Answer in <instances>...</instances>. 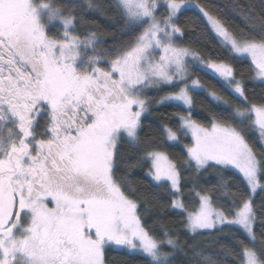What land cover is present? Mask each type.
I'll use <instances>...</instances> for the list:
<instances>
[{
  "label": "snow or ice",
  "instance_id": "1",
  "mask_svg": "<svg viewBox=\"0 0 264 264\" xmlns=\"http://www.w3.org/2000/svg\"><path fill=\"white\" fill-rule=\"evenodd\" d=\"M88 12L126 38L109 44L87 30ZM153 103L180 110L146 126ZM137 168L179 217L175 231L141 215ZM209 170L215 182L202 185ZM258 191L264 12L197 0H0V264H106L108 250L144 264H176L178 252L180 264H227L196 239L225 228L248 238L221 245L232 264H264Z\"/></svg>",
  "mask_w": 264,
  "mask_h": 264
},
{
  "label": "trees",
  "instance_id": "2",
  "mask_svg": "<svg viewBox=\"0 0 264 264\" xmlns=\"http://www.w3.org/2000/svg\"><path fill=\"white\" fill-rule=\"evenodd\" d=\"M82 2V0H81ZM104 3L110 2V0H103ZM198 3H204L209 6L213 7H219L223 8L225 6L230 7L233 3H250L254 6V10L256 13L264 12V0H197ZM111 14L109 13L108 16ZM86 19L90 23L95 24V28L93 29H87L89 31H97L103 39L107 41V43H111L113 39H123L126 37H122L120 33L116 30L115 21L112 19H109L105 15H101L97 12H88L86 13ZM183 20V18H182ZM239 22V21H237ZM52 30H55L54 28ZM115 32V36L111 35ZM195 47V45H193ZM203 82L208 83L209 88L212 89L215 87L216 89H219V85H217L216 81L209 80L208 77H206L203 73L198 74ZM249 87H252L251 84H249ZM169 89H166V91ZM256 91H259L257 88ZM220 94L225 95L227 97V93L223 92L222 89H220ZM148 95L153 96L154 93L149 92ZM158 98V97H157ZM197 101L204 100L205 103H207V99L203 94H199L196 96ZM180 109H174L172 107L163 108V107H157L155 103H153L152 106H150V112L147 116V119L144 121V124L147 126L151 124L154 128L158 126L162 120L166 119V114L171 113L174 111H179ZM195 118L203 120L204 117L207 116V113L204 112L200 106L199 103H197L195 108ZM145 132H148V127H145ZM144 133H141L143 135ZM188 142V141H185ZM259 147V145H257ZM179 149H176L178 151ZM134 184L136 182H141L138 184L139 188V194L141 196V215L145 216L146 222L148 224L152 223L153 219H156L159 221L160 224L167 225L168 228H172L174 231L176 228H178V225H175L173 222L178 220L179 217L175 215H169L163 208H161V204H163L164 200L167 199L163 193H156V190L149 186L148 181L144 178V171L143 168H137L133 172V174L130 177ZM205 182H208V185L210 186L212 183L215 182V174L212 172V170H209L208 172L201 174V184L203 185ZM262 196H264V193H260L259 191L255 194V203L260 204ZM145 199L147 201V212L145 211ZM260 211L257 210V223L255 226V231L257 235V239H264V233L260 232ZM148 216H151L152 219H147ZM228 229H224L225 234H218L216 232L213 233H204L201 236L196 237L198 241L201 242V245L205 250L209 253L214 254V256L220 258L221 260H226L227 264H232L230 257H225L223 252L220 251L221 245H228L231 247H236V240H244L245 243H248V238L244 235L237 233L235 237L232 235L227 234ZM233 232H235V229H232ZM180 237L181 244L184 243L185 237L183 234L176 233ZM218 241V242H217ZM106 255V264H144L143 257L140 255H129L127 252L124 251H111L108 250L105 253ZM187 257L184 255V253L178 252L176 255V264H180L181 261L185 260Z\"/></svg>",
  "mask_w": 264,
  "mask_h": 264
},
{
  "label": "rangeland",
  "instance_id": "3",
  "mask_svg": "<svg viewBox=\"0 0 264 264\" xmlns=\"http://www.w3.org/2000/svg\"><path fill=\"white\" fill-rule=\"evenodd\" d=\"M170 90V89H169ZM150 96V95H149ZM152 97V96H151Z\"/></svg>",
  "mask_w": 264,
  "mask_h": 264
},
{
  "label": "flooded vegetation",
  "instance_id": "4",
  "mask_svg": "<svg viewBox=\"0 0 264 264\" xmlns=\"http://www.w3.org/2000/svg\"><path fill=\"white\" fill-rule=\"evenodd\" d=\"M51 206V205H50Z\"/></svg>",
  "mask_w": 264,
  "mask_h": 264
}]
</instances>
